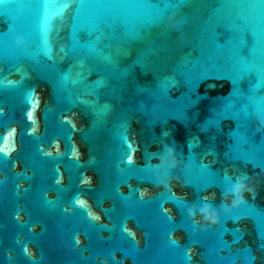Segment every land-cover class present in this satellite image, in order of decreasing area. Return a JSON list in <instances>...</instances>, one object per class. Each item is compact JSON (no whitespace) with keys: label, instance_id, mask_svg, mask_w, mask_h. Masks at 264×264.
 Segmentation results:
<instances>
[{"label":"water","instance_id":"95a60500","mask_svg":"<svg viewBox=\"0 0 264 264\" xmlns=\"http://www.w3.org/2000/svg\"><path fill=\"white\" fill-rule=\"evenodd\" d=\"M0 264H264V0L0 3Z\"/></svg>","mask_w":264,"mask_h":264},{"label":"snow or ice","instance_id":"6c2138e0","mask_svg":"<svg viewBox=\"0 0 264 264\" xmlns=\"http://www.w3.org/2000/svg\"><path fill=\"white\" fill-rule=\"evenodd\" d=\"M0 3H4V0H0ZM67 5H65V7H66ZM80 6L81 7H85V6H92V7H105L106 5H85L84 3H81L80 4ZM256 6L255 5H253V7L252 8H255ZM131 159V158H130Z\"/></svg>","mask_w":264,"mask_h":264},{"label":"clouds","instance_id":"9594fccd","mask_svg":"<svg viewBox=\"0 0 264 264\" xmlns=\"http://www.w3.org/2000/svg\"><path fill=\"white\" fill-rule=\"evenodd\" d=\"M171 150H169V152H170ZM206 199L208 198V197H205ZM206 209H201V211H205ZM189 215H192V213L190 212L189 213Z\"/></svg>","mask_w":264,"mask_h":264}]
</instances>
